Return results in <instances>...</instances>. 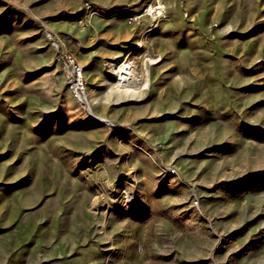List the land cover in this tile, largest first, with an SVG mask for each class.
<instances>
[{"label": "rangeland", "instance_id": "374dc122", "mask_svg": "<svg viewBox=\"0 0 264 264\" xmlns=\"http://www.w3.org/2000/svg\"><path fill=\"white\" fill-rule=\"evenodd\" d=\"M0 264H264V0H0Z\"/></svg>", "mask_w": 264, "mask_h": 264}, {"label": "built area", "instance_id": "2783aa9c", "mask_svg": "<svg viewBox=\"0 0 264 264\" xmlns=\"http://www.w3.org/2000/svg\"><path fill=\"white\" fill-rule=\"evenodd\" d=\"M44 25V24H43ZM44 31L50 40L52 46L56 49L59 59L64 65L68 82L72 91L78 96L83 103H88L86 95V86L84 81L85 67L80 65L75 54L71 52L61 38L50 28L44 25ZM136 200L135 194L127 195V201L131 204Z\"/></svg>", "mask_w": 264, "mask_h": 264}, {"label": "bare ground", "instance_id": "6f19581e", "mask_svg": "<svg viewBox=\"0 0 264 264\" xmlns=\"http://www.w3.org/2000/svg\"><path fill=\"white\" fill-rule=\"evenodd\" d=\"M160 9L159 10H157V8L155 7V6H153V5H149V11H152L153 12V17H152V19H154V22L156 21V19H157V15H162V13H163V10H162V8H163V6L162 5H160V7H159ZM157 23L155 22L154 23V27H155V25H156ZM116 75H117V77H118V80H119V82L120 83H125V82H127L129 79H130V77H131V66H130V64H128L126 61H122V63L120 64V65H118L117 66V68H116ZM79 98V97H78ZM80 99V98H79ZM81 100V99H80ZM87 101H88V105H86V103H84V105H85V107H86V109L87 110H90V112L92 113V115L95 117V118H97L98 120H100V121H106V122H111L112 123V125L114 124V121L113 120H111V119H109V118H107V117H105V116H103V115H99V114H97L95 111H94V109H93V105H92V103H91V101L87 98Z\"/></svg>", "mask_w": 264, "mask_h": 264}, {"label": "trees", "instance_id": "16d2710c", "mask_svg": "<svg viewBox=\"0 0 264 264\" xmlns=\"http://www.w3.org/2000/svg\"><path fill=\"white\" fill-rule=\"evenodd\" d=\"M124 8H126V7L125 6H116V7H112V8L107 9V11L122 10Z\"/></svg>", "mask_w": 264, "mask_h": 264}]
</instances>
